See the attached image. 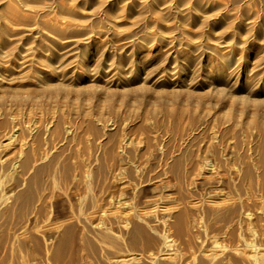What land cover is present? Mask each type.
<instances>
[{"label":"rangeland","instance_id":"rangeland-1","mask_svg":"<svg viewBox=\"0 0 264 264\" xmlns=\"http://www.w3.org/2000/svg\"><path fill=\"white\" fill-rule=\"evenodd\" d=\"M218 1L228 14H264L259 0ZM41 10L0 0V31H7L0 40V264H120L123 255L135 257L129 264H264V88L256 86L264 66L252 84L248 51L206 28L195 41L233 48L239 78L224 74L210 84L205 69L182 78L167 54L143 62L106 53L96 60L104 70L114 66L105 78L112 81H80L85 45L66 46L81 36L66 37L56 65L66 69L71 97L90 85L97 92L82 103L56 98L37 77L50 53L41 46L56 47L45 22L64 20ZM133 68L152 78L143 98L130 89L136 84H124ZM159 77L165 82L157 85ZM91 104L94 113L76 112ZM167 243L171 260L163 256Z\"/></svg>","mask_w":264,"mask_h":264},{"label":"bare ground","instance_id":"bare-ground-1","mask_svg":"<svg viewBox=\"0 0 264 264\" xmlns=\"http://www.w3.org/2000/svg\"><path fill=\"white\" fill-rule=\"evenodd\" d=\"M19 1L24 7L30 10L29 12H32L31 10L35 12L37 9H46L48 11H54L59 19L62 21L64 20L63 23H60V21L48 22L49 20L45 22V26L48 28L47 31L52 38V43L55 44L56 47H52V49L48 50L46 44L41 46L42 51H50V53L46 56L43 55L42 66H44V68L41 72L42 75L37 77V81L44 89V94H56L54 95L56 98L72 99L82 103L83 100L93 99L97 92L95 87L90 85L89 91L87 90L85 92L79 90V92H77L78 95L71 97L73 94L70 93L64 84V80L67 79L65 78L66 69L56 65V60L60 57L58 49L64 46V42H61V40L66 37L81 36V38L78 39L66 40V46L73 44L72 48L77 49L81 42H84L85 45L81 57L84 71L77 76V79L80 81L88 79L96 83L98 78L104 81H112V76L108 79L105 78L107 74H109L108 72L114 71V66L110 65L108 69L104 70L105 67L103 66V62L101 60H96L97 57L105 56L106 53L113 55L121 53L122 56H126L127 53H132L131 55H133V57L138 56L143 62H149L154 58L155 54H167V57L172 58L174 63L176 62L173 66L174 71H178L182 78L196 74L205 69V77L210 84L224 74L228 78H239L243 64L238 68H236V66L233 68V65L237 63L232 57L233 48L222 52L217 44H221L223 41L215 40V43L212 44L195 41L197 37L204 36L206 32L204 30L206 28H210L211 31L219 30L222 34L221 39L229 40L231 43H234V45H239L248 51V54L244 56L243 63L245 64L244 71L248 72V74L250 73V75L254 74L253 77H250L252 84L260 78L259 73H257L258 67L264 66V46L260 43L264 41V14L259 12L254 14V16L257 14L258 18L254 16L249 17V9L247 11L249 14H246L249 16H243L242 14L239 16L235 15V13L228 14V4L224 5L218 0ZM231 1L233 3H244L256 0ZM259 1L264 6V0ZM13 2L16 3L15 1ZM13 2H7V7L18 14L19 10H17ZM83 9L87 10V12H82ZM245 11L242 13L244 14ZM150 26L156 27L155 31L148 32ZM229 27H233L234 31L229 33L227 30ZM242 35L247 36V39L241 40L240 37ZM6 37L7 31L2 29L0 31V40L6 42ZM106 43L113 44V48L110 49L108 47L109 45L105 46ZM115 44L116 46H114ZM178 45H182L183 48H176ZM131 55H128V57H131ZM249 55H252L251 60L248 58ZM206 58H210L209 65L205 67L195 66L192 69L193 64ZM25 61L27 62L28 59ZM250 65H253L255 68L252 67L253 69L250 70ZM92 66L94 67L92 68ZM92 70L104 71L100 74L101 77H99V75L96 74L92 75ZM130 73L131 75L125 78L126 83L124 84H136L130 89L139 92L143 98V95L152 89V86L148 84L152 78L149 76H142V73L136 68L130 69ZM50 76L55 78L53 79L56 82L55 84H50L52 80V78H49ZM162 82H165V80L161 77L156 78L154 81L157 85L162 84ZM237 85L238 84H235L234 87H237ZM256 86L258 88H264V81ZM210 92H216V90L212 89ZM218 93L220 94V100L225 98V92L222 89H218ZM81 94H86L87 96ZM13 96L14 95H12V97ZM113 99L114 96H109L103 101L109 104ZM169 100L170 99L163 97L159 101L166 103ZM96 108L97 106L91 104L90 107H80L75 111L77 113L83 112L90 115L92 112L94 113ZM98 111L99 109H97V112ZM261 126L264 127V123H262ZM165 247L163 256L165 259L171 260L176 252L172 248L171 243H167ZM220 248L221 247L218 245H214L213 252H219ZM252 252L253 250L250 249L249 255L247 253V256L252 257ZM134 259L135 257L123 255L119 257L118 262L120 264H129L132 261L134 262Z\"/></svg>","mask_w":264,"mask_h":264}]
</instances>
